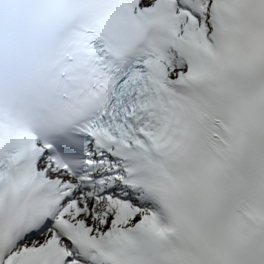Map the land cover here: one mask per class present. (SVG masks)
<instances>
[{"label":"snow or ice","instance_id":"1","mask_svg":"<svg viewBox=\"0 0 264 264\" xmlns=\"http://www.w3.org/2000/svg\"><path fill=\"white\" fill-rule=\"evenodd\" d=\"M0 264H264V0H0Z\"/></svg>","mask_w":264,"mask_h":264}]
</instances>
